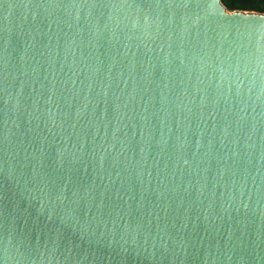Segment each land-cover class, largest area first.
<instances>
[{
  "label": "water",
  "instance_id": "obj_1",
  "mask_svg": "<svg viewBox=\"0 0 264 264\" xmlns=\"http://www.w3.org/2000/svg\"><path fill=\"white\" fill-rule=\"evenodd\" d=\"M0 264H264V13L0 0Z\"/></svg>",
  "mask_w": 264,
  "mask_h": 264
},
{
  "label": "trees",
  "instance_id": "obj_2",
  "mask_svg": "<svg viewBox=\"0 0 264 264\" xmlns=\"http://www.w3.org/2000/svg\"><path fill=\"white\" fill-rule=\"evenodd\" d=\"M221 2L229 11L264 13V0H221Z\"/></svg>",
  "mask_w": 264,
  "mask_h": 264
}]
</instances>
